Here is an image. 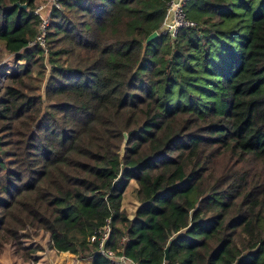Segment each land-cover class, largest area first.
<instances>
[{"label": "trees", "instance_id": "16d2710c", "mask_svg": "<svg viewBox=\"0 0 264 264\" xmlns=\"http://www.w3.org/2000/svg\"><path fill=\"white\" fill-rule=\"evenodd\" d=\"M35 1L0 0L24 60L0 88V259L16 243L31 264L43 230L113 264L110 219L104 249L135 264H264V0H195L196 27L149 43L168 0H63L48 50Z\"/></svg>", "mask_w": 264, "mask_h": 264}, {"label": "built area", "instance_id": "2783aa9c", "mask_svg": "<svg viewBox=\"0 0 264 264\" xmlns=\"http://www.w3.org/2000/svg\"><path fill=\"white\" fill-rule=\"evenodd\" d=\"M63 0H48L45 4H41L34 9V14L40 18L39 22V33L34 41L30 42V45H40L41 47L47 49V36L50 31V16L54 9L62 8ZM194 0H168L167 2V17L163 26L158 30L160 34L169 36L172 40H175L178 36V33L183 28H194L198 23L190 18L188 14V4ZM110 219L108 220L106 226L99 231L98 239L100 240L101 252L110 257L113 264H135L134 261L129 258L125 253L122 252V248L119 249L120 253H113L104 249L106 241L110 237L111 233V224ZM97 239V236L94 235L91 237V240L94 241ZM125 240L123 237L122 241ZM36 261H33L32 264H36Z\"/></svg>", "mask_w": 264, "mask_h": 264}, {"label": "rangeland", "instance_id": "374dc122", "mask_svg": "<svg viewBox=\"0 0 264 264\" xmlns=\"http://www.w3.org/2000/svg\"><path fill=\"white\" fill-rule=\"evenodd\" d=\"M47 1L48 0H36L35 1L36 8L43 3L45 4ZM191 3L192 2L188 4V7L190 6ZM38 30H39V25H38ZM22 63H24V60L18 61L16 59L15 54L4 51V49L1 46L0 48V88L6 82V80L8 79V76L14 72L17 65L22 64ZM46 64L48 66L47 74L49 75L50 63L46 62ZM44 87H45V84H44ZM137 190H138V184L135 180H132L129 184V187L126 193L125 208H124L127 210L130 218L134 217L135 212H136V207L138 206L139 199H138ZM25 243L28 245V247L40 246L41 249H38V251L43 250L44 247L51 249L50 236L49 234L45 233L43 230H41L40 232H38L37 234L29 238H26ZM5 248L6 250L0 259L1 264H26L29 261V260L19 257V255L16 253V248H17L16 243L8 244ZM35 255L36 253L34 254V260L37 261L35 258ZM30 262L32 264L33 260H31Z\"/></svg>", "mask_w": 264, "mask_h": 264}, {"label": "crops", "instance_id": "0c3cea01", "mask_svg": "<svg viewBox=\"0 0 264 264\" xmlns=\"http://www.w3.org/2000/svg\"><path fill=\"white\" fill-rule=\"evenodd\" d=\"M129 187V186H128ZM126 192L124 194L123 205L122 207L125 208V200H126ZM139 206V201H138ZM137 206V207H138ZM136 207V210H137ZM45 249V250H44ZM44 251L40 250L36 252V264H91V259H80L77 257L76 254L70 251H58L53 248L48 249L44 247Z\"/></svg>", "mask_w": 264, "mask_h": 264}, {"label": "water", "instance_id": "95a60500", "mask_svg": "<svg viewBox=\"0 0 264 264\" xmlns=\"http://www.w3.org/2000/svg\"><path fill=\"white\" fill-rule=\"evenodd\" d=\"M27 4H24V5H21V7H24V8H27ZM160 36V33L158 30H155L152 34L149 35V37L147 38L146 42L149 43L151 42L152 40L156 39L157 37ZM0 48H1V44H0ZM165 260H169L170 258V246H167L166 247V250H165Z\"/></svg>", "mask_w": 264, "mask_h": 264}]
</instances>
